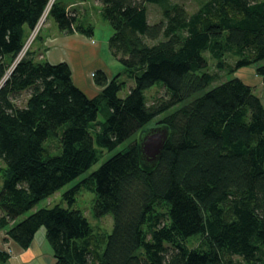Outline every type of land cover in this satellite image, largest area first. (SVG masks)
Listing matches in <instances>:
<instances>
[{
	"label": "trees",
	"instance_id": "1",
	"mask_svg": "<svg viewBox=\"0 0 264 264\" xmlns=\"http://www.w3.org/2000/svg\"><path fill=\"white\" fill-rule=\"evenodd\" d=\"M97 1L123 70L92 72L101 89L90 97L66 62L35 59L33 42L19 56L48 0H0V230L25 249L43 227L54 264H264V103L224 77L254 67L264 78V0H197L190 13L169 0ZM147 2L160 20L148 23ZM47 16L92 34L58 0ZM123 73L133 85L120 97ZM157 82L166 97L148 104ZM152 120L169 135L144 166L136 134ZM53 137L54 151L44 144ZM86 172L62 194L67 207L23 216ZM81 187L95 195L94 216L111 215L110 233L73 207ZM8 258L0 250V264Z\"/></svg>",
	"mask_w": 264,
	"mask_h": 264
},
{
	"label": "crops",
	"instance_id": "2",
	"mask_svg": "<svg viewBox=\"0 0 264 264\" xmlns=\"http://www.w3.org/2000/svg\"><path fill=\"white\" fill-rule=\"evenodd\" d=\"M66 11L76 15L77 22L82 12H86L87 0H58ZM99 8L98 1L93 0ZM53 20V19H52ZM84 24L92 27V34L60 30L53 21L47 22L49 30L39 33L36 41L32 44L35 59L47 60L51 64L66 62L71 70L74 84L87 96H94L101 87L96 86L90 78L95 70H103L108 76L121 71L119 65L114 64V57L110 54L107 46L111 29L105 27V34L99 39L96 29L90 22L82 18ZM95 35L97 39H95ZM264 63V62H263ZM115 71H117L115 73ZM234 76L242 80L252 88L264 103V78L255 73L254 67H243L236 70ZM90 75V76H89ZM1 184V181H0ZM5 230H0V250L6 251L9 258L1 264H54V258L50 246L44 237V228H39L30 245L22 249L7 239Z\"/></svg>",
	"mask_w": 264,
	"mask_h": 264
},
{
	"label": "rangeland",
	"instance_id": "3",
	"mask_svg": "<svg viewBox=\"0 0 264 264\" xmlns=\"http://www.w3.org/2000/svg\"><path fill=\"white\" fill-rule=\"evenodd\" d=\"M169 2L178 3V4L183 5L186 8L187 12H189V13L194 11L196 9V5H197V0H169ZM86 7H87L86 12L85 13L82 12L80 14V16L78 17V19L80 20V22L82 23V26H84V27H86L88 25L86 23L84 24V22L82 21V18H84V20L86 22H90L94 26V28L96 29V34L98 35L99 39H102L103 38L102 36H104V34H105V27H107V29H110V26H109L108 22L102 18L101 14H100V10L94 4L93 0H87ZM146 8H147V21H148V23L156 22V21L161 19L162 15H161L160 5H157L153 2H147ZM48 21H49V23H50V21H53L50 16H47L43 26L40 28L38 33L33 36V43H34V41L37 40L40 32L43 33V32H47L49 30L48 26H46ZM95 39H97L96 35H95ZM114 64L119 65L121 67V70H123L121 63H119L116 59L114 60ZM210 68L213 69L212 64H210ZM116 72L117 71H115V73ZM232 75L234 76V74H226L224 77L226 79H229V78L233 77ZM90 78L92 79V74H91ZM120 80L124 81V87L118 92V96L124 97L126 95V93L128 92V89L133 85V80L131 78L127 77L125 73H123L121 75ZM144 94L147 98L148 104L153 103L157 99L166 97L165 89L162 87V84L160 82L154 83L152 86L147 88L144 91ZM102 110L103 109L101 108L98 111L97 121H103L105 118V114H103ZM154 120H152L148 124V127L154 126L153 125ZM137 135H138V133L136 134V137H137ZM131 140H132V137L124 140L123 142H121L115 148H113L111 150L103 149L102 154L99 157L98 161L90 167L88 172L96 169L104 160H106L108 157H110L114 153L125 149L129 145ZM44 144L47 145L49 150L54 151L57 147L56 138L55 137L48 138L44 141ZM88 172L83 173V174L79 175L78 177H76L75 179L71 180L70 182L66 183L60 189H58L55 193H53L51 196L40 200L34 206L33 209L26 212L23 216H26L27 214H29L31 211H33L35 209L43 208V207L44 208H50V207L54 206L55 204H59L63 207H67L68 206L67 202L62 199V194L65 191L69 190L71 187H73L75 184H77V182L80 179H82L83 176H85ZM94 197H95V195L93 192L87 190L84 187H81L78 191H76L75 201H74L73 207L79 208L83 212V214L87 218L90 226L92 227L93 231L110 233V231L112 229V217L109 213L104 214L101 217L94 216V214H93ZM21 217H19L17 220H19ZM197 244H198V238H193L187 242V245L190 247L195 246ZM234 258L236 259L237 257L234 256Z\"/></svg>",
	"mask_w": 264,
	"mask_h": 264
},
{
	"label": "water",
	"instance_id": "4",
	"mask_svg": "<svg viewBox=\"0 0 264 264\" xmlns=\"http://www.w3.org/2000/svg\"><path fill=\"white\" fill-rule=\"evenodd\" d=\"M168 135L169 129L161 125L144 128L138 133V153L140 161L144 166H153L160 158Z\"/></svg>",
	"mask_w": 264,
	"mask_h": 264
},
{
	"label": "built area",
	"instance_id": "5",
	"mask_svg": "<svg viewBox=\"0 0 264 264\" xmlns=\"http://www.w3.org/2000/svg\"><path fill=\"white\" fill-rule=\"evenodd\" d=\"M54 1L55 0H48L46 6L44 7V10L42 11V14L40 15L36 24L34 25L32 30L30 31L19 56H21L26 51V49L31 45V43L33 42V36H34L36 30L38 28H41L43 26V24L45 23V20L47 18L48 13H49L50 7Z\"/></svg>",
	"mask_w": 264,
	"mask_h": 264
},
{
	"label": "bare ground",
	"instance_id": "6",
	"mask_svg": "<svg viewBox=\"0 0 264 264\" xmlns=\"http://www.w3.org/2000/svg\"><path fill=\"white\" fill-rule=\"evenodd\" d=\"M40 28H38L37 30H36V32H35V34L34 35H36L37 34V31L39 30Z\"/></svg>",
	"mask_w": 264,
	"mask_h": 264
}]
</instances>
